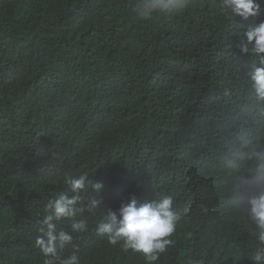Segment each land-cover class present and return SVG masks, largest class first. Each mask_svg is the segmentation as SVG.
Instances as JSON below:
<instances>
[{"label": "trees", "instance_id": "trees-1", "mask_svg": "<svg viewBox=\"0 0 264 264\" xmlns=\"http://www.w3.org/2000/svg\"><path fill=\"white\" fill-rule=\"evenodd\" d=\"M0 264H264V0H0Z\"/></svg>", "mask_w": 264, "mask_h": 264}]
</instances>
